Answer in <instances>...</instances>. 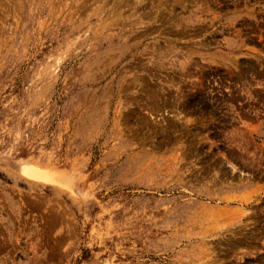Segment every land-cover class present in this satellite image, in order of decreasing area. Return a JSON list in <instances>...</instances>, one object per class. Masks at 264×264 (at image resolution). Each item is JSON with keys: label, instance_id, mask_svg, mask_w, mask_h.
Here are the masks:
<instances>
[{"label": "rangeland", "instance_id": "obj_1", "mask_svg": "<svg viewBox=\"0 0 264 264\" xmlns=\"http://www.w3.org/2000/svg\"><path fill=\"white\" fill-rule=\"evenodd\" d=\"M0 264H264V0H0Z\"/></svg>", "mask_w": 264, "mask_h": 264}, {"label": "bare ground", "instance_id": "obj_2", "mask_svg": "<svg viewBox=\"0 0 264 264\" xmlns=\"http://www.w3.org/2000/svg\"><path fill=\"white\" fill-rule=\"evenodd\" d=\"M135 1V0H134ZM5 2V1H4ZM133 2V1H132ZM5 4V3H4ZM135 4V3H134ZM50 5V4H49ZM48 5V6H49ZM81 5V4H80ZM85 5V4H84ZM82 6V5H81ZM105 6V5H104ZM15 7V6H14ZM74 7V6H73ZM80 7V6H79ZM17 8V7H16ZM102 8V9H101ZM101 8H99L100 10H103V4H102V6H101ZM122 8V7H121ZM112 11V10H111ZM118 11V10H117ZM117 11H112V12H117ZM81 13V12H80ZM111 13V12H110ZM82 14V13H81ZM93 14V13H92ZM91 14V15H92ZM109 14V13H108ZM112 14V13H111ZM90 15V16H91ZM16 16V15H15ZM72 16H73V14H72ZM111 16V15H110ZM108 17V16H107ZM106 17V18H107ZM112 17V16H111ZM110 17V18H111ZM105 18V19H106ZM104 19V20H105ZM99 21H101V20H99ZM103 21V20H102ZM115 21V20H114ZM113 21V22H114ZM84 23V22H83ZM82 22H81V24H83ZM101 22H99V24H100ZM102 24V23H101ZM114 24V23H113ZM116 24V23H115ZM79 26V25H78ZM71 32V31H70ZM34 166H35V164H33V162L32 163H28V164H25V162H23L22 164L21 163H19L18 164V167L20 168V170L22 171V172H24V173H30L31 175H35V176H38V173H40L41 175H42V173L39 171V170H37L36 168H34ZM39 171V172H38ZM43 173H45V172H43ZM49 175V174H48ZM53 177V176H52ZM247 240V239H246ZM240 243H243V241H240ZM237 244V243H236ZM249 244V243H248ZM244 245H245V243H244Z\"/></svg>", "mask_w": 264, "mask_h": 264}]
</instances>
